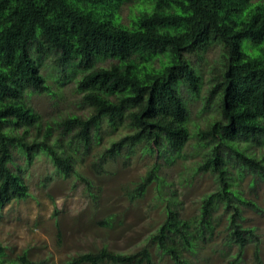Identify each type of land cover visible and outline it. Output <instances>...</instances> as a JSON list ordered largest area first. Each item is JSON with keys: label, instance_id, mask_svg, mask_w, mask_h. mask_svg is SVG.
I'll use <instances>...</instances> for the list:
<instances>
[{"label": "trees", "instance_id": "obj_1", "mask_svg": "<svg viewBox=\"0 0 264 264\" xmlns=\"http://www.w3.org/2000/svg\"><path fill=\"white\" fill-rule=\"evenodd\" d=\"M130 1L0 0V209L31 196L14 168L17 153L27 165L44 155L58 174L77 175L78 152H90L95 138L100 143L105 123L112 133L121 127L129 132L95 157L92 168L97 172L138 147L168 160L181 156L193 137L181 91L200 95L202 78L193 57L219 44L203 108L216 107L218 113L204 128L197 126L193 144L197 150L210 148L196 170L209 171L216 190L201 198L192 217L180 214L173 194L165 220L138 251L102 247L67 264H153L151 248L174 264H194L190 255L215 237L219 226L225 246L237 247L242 257L256 237L255 228L243 225V208L262 211L245 198L239 183L248 172L264 179V150L256 152L264 149V2L141 0L126 24L121 14ZM46 53L57 56L56 63L70 75L77 71L74 67L80 68L76 90L84 107L91 109L89 116L45 120L30 104L35 94H52L40 70ZM100 59L114 62L96 67ZM159 167L148 170L126 195L133 201L142 198L153 183L161 190L167 182ZM230 167L237 169V176ZM79 177L92 188L91 179ZM219 209L225 217H216ZM112 218L100 224L111 227ZM255 259L262 264L258 246ZM0 264L44 262L30 260L27 252L11 260L0 242Z\"/></svg>", "mask_w": 264, "mask_h": 264}, {"label": "rangeland", "instance_id": "obj_2", "mask_svg": "<svg viewBox=\"0 0 264 264\" xmlns=\"http://www.w3.org/2000/svg\"><path fill=\"white\" fill-rule=\"evenodd\" d=\"M141 4V0H131L126 4L121 14L122 21L129 24L131 10L136 12ZM220 51L221 46L213 44L201 57H193L192 62L202 78V88L198 97L186 90L181 91L190 112L188 124L193 134L181 156L168 160L157 151L144 153L138 147L116 157L106 171L97 172L92 168L95 157L110 147L112 141L129 132L128 128L121 127L112 133L106 123L99 131L100 143L95 138L90 152H78L80 161H77V175L64 177L58 174L44 155L27 165L25 158L17 153L14 168L28 185L31 196L13 201L0 209V242L5 246L8 258L12 260L27 252L34 262L67 264L72 257L102 247L120 253L138 251L165 220L167 200L173 194L179 202L176 205L182 216H196L201 198L215 191L217 186L209 171L196 170L210 148L197 150L193 144L196 143L194 133L197 126L204 128L206 120L216 117L218 113L216 107L211 110L203 108L211 82V70L219 60ZM43 58L40 70L52 94H35L30 98V104L45 120L67 114L89 116L91 109L84 107L82 95L76 90L82 74L80 68L74 67V72L77 71L70 75V71H64L56 63L57 56L54 54L46 53ZM112 62L114 60L100 59L96 67H107ZM263 150L258 149L256 152L260 154ZM156 164L160 166V175L167 183L159 191L157 184L153 183L142 198L131 200L126 195L127 190L134 189ZM230 171L237 176L236 168L230 167ZM79 175L91 179L92 188ZM253 179L254 186L251 184ZM239 186L245 198L253 200L262 209L256 212L243 208V225L255 228L256 237L247 243L242 257H239L237 247L225 246L223 227L219 226L215 237L203 244L196 254L190 255L194 264H257V246L264 264V179L248 172ZM219 216L225 217L223 209L217 211L216 217ZM111 217L113 226L100 224V221L110 220ZM151 249L153 264H174L168 256L157 252L155 248Z\"/></svg>", "mask_w": 264, "mask_h": 264}]
</instances>
